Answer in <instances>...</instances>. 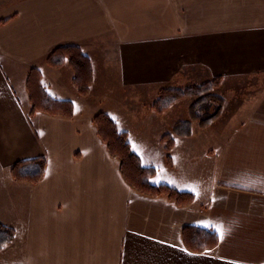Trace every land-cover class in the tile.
Here are the masks:
<instances>
[{"label":"crops","instance_id":"crops-1","mask_svg":"<svg viewBox=\"0 0 264 264\" xmlns=\"http://www.w3.org/2000/svg\"><path fill=\"white\" fill-rule=\"evenodd\" d=\"M9 9L0 19V224L16 233L0 264H264V90L216 142L217 182L191 206L131 188L87 102L106 88L99 77L111 69L112 86L148 107L139 120L172 112L188 116L171 126L191 120L194 98L159 114L154 95L183 88L178 79L194 72L223 82L263 76L264 0H17ZM65 45L93 63L88 96L78 94L68 65H48ZM32 70L54 88L52 98L72 101L73 117L31 113ZM41 157L39 183L13 179L16 163ZM186 226L215 230L219 245L187 250Z\"/></svg>","mask_w":264,"mask_h":264},{"label":"rangeland","instance_id":"rangeland-1","mask_svg":"<svg viewBox=\"0 0 264 264\" xmlns=\"http://www.w3.org/2000/svg\"><path fill=\"white\" fill-rule=\"evenodd\" d=\"M16 1L0 0V19L8 16L10 6ZM101 63L102 66L109 64L105 60ZM187 74L190 73L187 72ZM99 79L105 81L103 86L105 85L106 88L103 91L97 90V94H93L87 100L89 104L87 105L92 110H99L98 113L108 115L119 130L127 133V141L132 150L139 156L142 164L155 169L152 181L168 184L177 190H182V188L192 190L197 195V199L194 200L196 203L205 200L211 185L217 182L215 159L218 149L216 142L225 134L223 132L225 129L228 133L230 126L237 128L247 116V110L243 108L242 104L252 101L264 90V75L248 77L237 82H223L221 79L220 87L213 91L221 99L219 102L222 105L220 113L209 123L202 125L200 120L209 117L214 111L204 114V109H201V119L189 120L194 136L188 138L174 134L171 129L177 121L172 126L171 122L179 118H187L188 115L176 117L172 112L162 120L159 118L152 121L148 117L139 120L147 116L149 109L147 106H143L144 102L142 101H139L140 105L133 103L129 97L130 93L124 88L117 85L112 86L116 80V73L108 69L104 74L102 73ZM178 80L184 88L192 84L202 85L213 79L201 72H194L193 76ZM43 84L46 86V91L53 94L54 88L50 83L44 82ZM98 85H102V83L99 82ZM172 87H176V81ZM230 89L234 91L230 92ZM186 103L181 102L178 107H183ZM150 104L152 106V103ZM163 135H166L168 142H171L169 151L166 150V143L162 140Z\"/></svg>","mask_w":264,"mask_h":264},{"label":"trees","instance_id":"trees-1","mask_svg":"<svg viewBox=\"0 0 264 264\" xmlns=\"http://www.w3.org/2000/svg\"><path fill=\"white\" fill-rule=\"evenodd\" d=\"M3 22L6 21H0V23ZM47 62L52 68L68 65L73 71L72 83L78 94L83 97L90 94L94 83L93 63L79 47L73 45L58 47L48 56ZM220 85L221 78L218 77L202 85L192 84L184 88H164L159 91L151 108L162 114L176 102L185 98H194L195 102L191 106V119H201V109H204V114L214 111L209 117L200 120L202 125H206L221 111L222 105L219 103L221 99L213 93ZM27 87L33 104L32 114L42 111L67 118L73 117L74 105L72 101L52 98L40 83L36 70L31 71ZM94 123L97 126L98 135L107 145L110 155L119 160L120 172L131 188L151 197L166 196L179 206H189L194 202L196 198L194 192L177 190L168 184L152 182L155 169L142 164L139 156L127 141V133L119 130L108 115L96 114ZM172 132L180 137H189L192 134L190 121H178L172 128ZM166 135L162 136V140L166 143V150L169 151L171 142H168ZM46 165L47 161L44 157L20 161L12 167L11 174L17 182L37 184L45 174ZM15 233L12 227L0 224V252L14 241ZM183 241L187 250L204 254L214 250L219 245L220 238L215 230L186 226L183 229Z\"/></svg>","mask_w":264,"mask_h":264}]
</instances>
